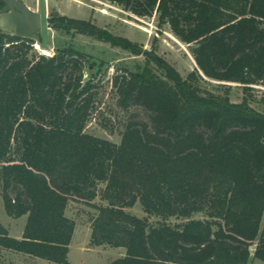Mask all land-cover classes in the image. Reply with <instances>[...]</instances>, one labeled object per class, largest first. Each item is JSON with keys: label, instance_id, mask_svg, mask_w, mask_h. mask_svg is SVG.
<instances>
[{"label": "trees", "instance_id": "1", "mask_svg": "<svg viewBox=\"0 0 264 264\" xmlns=\"http://www.w3.org/2000/svg\"><path fill=\"white\" fill-rule=\"evenodd\" d=\"M110 1L156 12L190 44L197 65L183 76L155 47L53 10L55 29L145 56L114 77L118 104L145 110L116 142L85 129L97 94L85 79L86 52L64 43L48 55L35 47L39 32L0 28V191L8 214H27L21 237L0 222V245L68 264L76 229L69 200H93L103 181L107 204L93 219L91 243L126 248L105 264L264 259V112L201 85L205 77L264 85V0ZM137 201L161 220L126 209Z\"/></svg>", "mask_w": 264, "mask_h": 264}, {"label": "rangeland", "instance_id": "2", "mask_svg": "<svg viewBox=\"0 0 264 264\" xmlns=\"http://www.w3.org/2000/svg\"><path fill=\"white\" fill-rule=\"evenodd\" d=\"M33 9L42 14V27L37 36L35 47L41 53L54 54L57 45L73 43L87 53L85 60V79H93L96 83L97 94L95 106L85 127L86 131L120 142L122 132L128 119L136 113L145 116V110L139 106L124 109L118 104V94L114 86V77L124 72L122 66L136 69L145 62L144 55H137L110 42L97 39L81 33H65L55 29L48 18L53 10L74 17L87 18L143 44L147 48L155 47L157 52L171 62L183 76L193 70L197 63L191 52L190 44L181 40L170 28L169 24L159 23L155 12L150 16H142L122 5L110 0H24ZM4 30V27H0ZM38 43V46L37 44ZM204 89L216 93H228L234 101L247 98L252 106L264 112V85H245L238 81L219 80L205 77L201 80ZM106 182H99V193L91 201L72 196L67 207V214L76 221V229L70 244L68 264H105L126 253L124 246L109 244L94 245L91 243L92 222L99 212V206L106 205L102 197ZM126 209L139 216L146 217L156 223L161 217L147 213L141 202ZM195 216H205L197 213ZM182 219L170 217V223ZM27 221V214L19 217L7 213L2 191H0V222L7 227L10 234L21 237ZM256 242L251 245L252 253ZM0 264H59L46 258L16 251L0 245ZM249 264H264V259L251 257Z\"/></svg>", "mask_w": 264, "mask_h": 264}, {"label": "water", "instance_id": "3", "mask_svg": "<svg viewBox=\"0 0 264 264\" xmlns=\"http://www.w3.org/2000/svg\"><path fill=\"white\" fill-rule=\"evenodd\" d=\"M0 27L16 34L33 37L42 27L41 12L33 9L24 0H0Z\"/></svg>", "mask_w": 264, "mask_h": 264}, {"label": "flooded vegetation", "instance_id": "4", "mask_svg": "<svg viewBox=\"0 0 264 264\" xmlns=\"http://www.w3.org/2000/svg\"><path fill=\"white\" fill-rule=\"evenodd\" d=\"M3 6V3L2 2H0V7H2Z\"/></svg>", "mask_w": 264, "mask_h": 264}, {"label": "built area", "instance_id": "5", "mask_svg": "<svg viewBox=\"0 0 264 264\" xmlns=\"http://www.w3.org/2000/svg\"><path fill=\"white\" fill-rule=\"evenodd\" d=\"M37 44V46H38V43H36Z\"/></svg>", "mask_w": 264, "mask_h": 264}]
</instances>
